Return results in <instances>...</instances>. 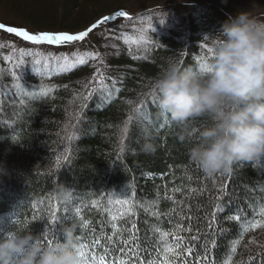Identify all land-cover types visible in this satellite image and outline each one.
<instances>
[{"label":"trees","instance_id":"1","mask_svg":"<svg viewBox=\"0 0 264 264\" xmlns=\"http://www.w3.org/2000/svg\"><path fill=\"white\" fill-rule=\"evenodd\" d=\"M182 1L185 3L181 6L178 0H0L5 26L30 34L78 35L119 12L133 17L131 21L120 18L116 23L101 26L83 43L62 48L31 45L20 38L23 44H11L0 37V44H11L17 51L40 52L42 60L54 54L66 55L71 49L99 53L104 60L103 64L90 61L87 66L66 75L46 79L34 75L28 66L35 57H23L28 67L16 69L22 75L21 86L28 91L45 86L57 91L50 98H24L22 105L13 87L16 81L9 72L10 65L2 59L13 49L0 48V230L31 231L34 235L49 233L54 226L45 220L49 203H53L59 208L58 219L64 221L70 216V222H78L79 245L89 244L85 251L89 253L87 264H92L90 242L102 233L112 235L107 223L109 217L88 207L83 215L91 224L84 232L81 221L75 216L76 201L90 205L93 201L121 196L134 188L136 200L149 207L159 199L160 219H155L142 207L134 217L121 221L118 226L133 230L125 231L121 239H130L133 232L138 233V238L126 250V257L117 251L123 246L116 241L113 249L116 255L128 259L129 264H138L134 259L137 253L146 262H160L157 252L162 254L163 246L159 244L158 232L183 227L181 253L188 247H193L194 252L191 258L176 260V264H195L197 258L205 254L210 257L207 264H224L238 236V225L230 218L238 210H243L245 218H252L264 204V192L260 191L264 188V159L235 165L231 179L227 175L206 179L189 161L188 150L192 143H181L179 129L159 110L158 104H153L152 82L170 60L180 61L184 68H200L198 61L209 58L203 37L215 35L225 22L218 14L234 16L238 10L253 7L258 15L264 14V0H227L226 5L222 0ZM147 18L152 19L154 31L147 23H140ZM163 20L165 23L161 25ZM118 25L126 26L120 31L131 39L139 41L146 35L150 41L148 50L138 51L139 44H125L122 37H116L112 30ZM144 29H149L146 34ZM129 48L142 59H133ZM19 59L15 58L17 62ZM98 70L108 78L109 88L111 80H116V86L122 91L110 103L95 96L85 109L83 96L86 88L96 87L89 82ZM141 103L146 105L143 109L145 120L142 124L134 121L127 125L125 137V122L130 115H135L133 108ZM80 112L83 116L77 126L75 114ZM201 123L197 122L194 127L198 128ZM71 135L77 138L69 143L67 138ZM145 143L154 145L155 155L144 154ZM69 152L68 164L64 166ZM224 183L228 184V194L217 201V196L223 195L217 188ZM58 185L71 190V204L53 200ZM173 188L182 191L172 200L164 199ZM190 188L206 191L201 195L191 193ZM217 203L225 210L217 214V223L210 230ZM13 220L18 223H11ZM68 223L55 226L58 234ZM249 240H254L255 245L249 244ZM212 241H215V248H210ZM100 243L107 245L108 242L102 239ZM168 243L178 245L180 242L169 237ZM102 251L97 248L96 254ZM257 253L259 258H264V229L244 237L237 260L246 264ZM200 264L205 261L201 259ZM252 264H257L256 259Z\"/></svg>","mask_w":264,"mask_h":264},{"label":"clouds","instance_id":"2","mask_svg":"<svg viewBox=\"0 0 264 264\" xmlns=\"http://www.w3.org/2000/svg\"><path fill=\"white\" fill-rule=\"evenodd\" d=\"M203 40L210 50L204 66L193 70L170 60L153 80L152 92L159 110L179 129V141L192 143L190 163L213 178L264 156V15L255 7L238 10ZM197 122L203 123L197 128ZM143 152L155 155L156 148L145 143ZM53 195L61 204L72 202L64 185ZM78 226L63 225L52 243L46 232L0 230V264H82Z\"/></svg>","mask_w":264,"mask_h":264},{"label":"snow or ice","instance_id":"3","mask_svg":"<svg viewBox=\"0 0 264 264\" xmlns=\"http://www.w3.org/2000/svg\"><path fill=\"white\" fill-rule=\"evenodd\" d=\"M123 18L124 20L131 21L133 17L127 15L124 12H119L115 16L112 17H106L105 19H102L99 21L96 25H94L92 28L88 29L87 31L78 34V35H70V34H29L26 30H17L13 29L11 27H5L3 25H0V31L4 33L11 34L13 36L19 37L24 42H27L31 45H48L55 48H62L66 46H71L76 43H83L89 35L96 31V29L101 28V26L113 24L116 23L118 19ZM140 23H147L149 25V28L154 31V26L152 25V19H142ZM120 28H126V26H117V29H114L112 31L116 32V37H122L125 44L129 45H138L140 48L137 50H148V45L150 44V41L147 39L146 35L142 36V38L137 41L135 39H131V37L125 35L124 32L120 31ZM149 29H144V33L146 34ZM112 37V38H116ZM108 37H105L107 39ZM12 48L13 51L11 54L7 57H3V61L10 65L9 72L12 73L13 80L16 81V83L13 85V87L17 90V95L19 97V102L23 105L24 98H28L29 100L36 99L38 97H44V98H50L51 94L57 91L55 88L51 87H43L40 90H32L28 91L25 89L24 86H21L20 81H22V75L21 72H17L16 69H25L28 66H31L32 72L34 75H40L46 79H51L52 76H60V75H66L72 71H75L81 67L87 66L90 61H99L100 64L104 63L103 57L100 56L99 53H92V52H85V53H73L71 57L68 55H61L59 57H49L46 59H40V57L43 55L40 52H32V51H17L14 49V46L9 44L7 46L0 44V48ZM207 52L210 50L207 48ZM129 55L132 56L133 59H142L140 55H136L133 53L132 48H129ZM16 57H20L19 61L17 62L15 60ZM23 57H35V59L30 63V65L26 66L24 64ZM206 60L201 59L198 61L200 64V67L202 68L204 66V62ZM106 67V65H105ZM108 78L104 75L102 71H97L96 74L92 77L89 84H96V87L94 88H86L85 95L83 96V104L82 107L86 109L87 104L91 102L92 98L95 96H99V98L102 101H105L106 103H110L117 94H119L122 89L117 87V81L111 80V88H109L108 84ZM153 104H158L157 97L152 92L151 93ZM131 106V102H128ZM146 105L144 103H141L139 106L133 108L134 116L130 115L128 121H126V127L124 129L125 137L127 136L128 128L127 125H131L134 121L136 123L142 124L145 120V113L143 109H145ZM83 116V112L76 113L75 114V120L76 124L78 126L81 117ZM77 137L75 135L69 136L68 142L75 140ZM123 152V149L121 150ZM69 155L65 157L63 164L64 166H67ZM260 159H264V157H259ZM225 176V175H221ZM229 179H231V174L227 175ZM206 179L211 180V177H205ZM187 179L190 181L191 177H187ZM181 188H173L170 190V194H166L163 198L167 200H172L173 196L181 192ZM189 191L191 193H197L203 194L206 189H195L190 188ZM217 191L220 193H223V195L217 196V201L223 199L224 196L228 194V184L224 183L221 187L217 188ZM261 192H264V188L260 189ZM136 193L134 188H132L130 191L125 192L121 196H116L111 199H105L101 201H93L91 204H85L80 201H76L77 207L75 208V216L81 221V230L84 232H87L89 230V226L91 224V221H85L83 212L88 208L91 207L92 209H95L97 212H104L109 217V220L107 221L108 226L112 229V235L108 236L106 234H101V236L96 237L93 241L90 242L92 253L90 254V258L92 261V264H129L128 259H121L118 255H116V252L113 251V249L116 248V241H119V243L123 246L122 249H118L117 251L120 252L125 257L127 256V249H129V246L132 244L134 240L138 238V233L133 232V235L130 239H121L123 236V233L125 231L132 232V229L124 228L123 226H118L121 221L129 220L130 218L134 217L137 214V209L144 208V210L153 215L155 219H160V213L158 211L159 209V199L157 201H153L151 203V206L149 207L148 204L144 203L143 201H137L136 200ZM55 197H53V200ZM115 210V211H114ZM224 206L217 203L215 205V211L213 212V217L210 221V230L214 229L217 220L216 216L218 213L223 212ZM173 212L175 209L172 210ZM59 212V208L53 204L49 203V213H48V219L45 221L47 223H50L53 227V229L46 234V242L52 243L54 242L53 239L50 237H55L56 239L59 238V234L57 232V229L55 226L60 225L61 223H68L71 220V217L68 216L64 221H61L57 217V213ZM190 219V217H189ZM233 222H235L238 225V236L234 239V242L231 244L230 247V255L227 256L224 264H244L242 261L237 260V254L238 251L241 249L242 245L244 244V237H246L249 233H256L258 230L264 229V204H261L260 207L254 212L252 218H245L243 215V210H238V213L230 218ZM14 223H18V221L13 220ZM134 227V226H133ZM185 231V228L178 227L175 231L171 232H164L159 231L158 232V239L159 244L163 246L162 254L160 251L157 252V255H160V262L156 260H148L147 262L140 258V255L137 253L134 256V259L138 261V264H176V260L183 259L185 257L191 258L194 252L193 247H188L185 249L183 253H181V248L184 245V238L180 236V233ZM187 231H191L190 228L187 229ZM93 235H95V232H93ZM169 237H172L173 239L178 240L180 243L178 245H171L168 243ZM78 239H80L78 237ZM102 239L107 240V245H102L100 241ZM193 240L196 239L195 236L192 237ZM249 244L255 245L254 240H249ZM257 247H260L259 245H256ZM89 247V244H82L81 247L78 249L80 258L82 261H84V264H87V258L89 256V253L85 251ZM216 244L215 241H212L210 248H215ZM102 248L103 251L100 255L96 254V249ZM260 254L257 253L256 257H251L246 264H252V260L256 259L257 264H264V258H259ZM201 259L205 261V264H207L210 257L205 254L201 258H197L195 261V264H200Z\"/></svg>","mask_w":264,"mask_h":264},{"label":"rangeland","instance_id":"4","mask_svg":"<svg viewBox=\"0 0 264 264\" xmlns=\"http://www.w3.org/2000/svg\"><path fill=\"white\" fill-rule=\"evenodd\" d=\"M178 3L181 5V3L183 4V3H185V2H183L182 0H178ZM182 6V5H181ZM221 18H224L225 20L224 21H226L227 20V18H228V16H226V15H223V14H218ZM259 15H264V14H259ZM0 25H3V26H5L6 24H4V16L1 14V12H0ZM5 27H7V26H5ZM12 28V27H11ZM14 29V28H13ZM30 34V33H29ZM36 34H39V33H36ZM36 34H33V35H36ZM0 37H4L5 39H7V41L9 42V43H11V44H16V43H22L23 44V42L19 39V37H16V36H13V35H11V34H8V33H4V32H2V31H0ZM76 52H79V51H77L76 49H71L68 53H66V55H68L69 57H71L72 56V54L73 53H76ZM79 53H81V52H79ZM63 55H65L64 53H62ZM61 53L60 54H58V55H55L54 54V57H59V56H61L62 55Z\"/></svg>","mask_w":264,"mask_h":264}]
</instances>
